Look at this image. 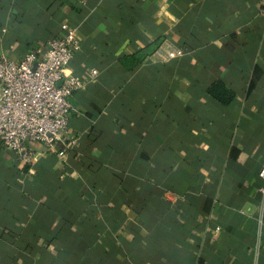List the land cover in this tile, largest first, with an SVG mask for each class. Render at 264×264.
<instances>
[{
	"label": "crops",
	"instance_id": "0c3cea01",
	"mask_svg": "<svg viewBox=\"0 0 264 264\" xmlns=\"http://www.w3.org/2000/svg\"><path fill=\"white\" fill-rule=\"evenodd\" d=\"M67 28L78 144L0 138V264H264V0H0L16 61Z\"/></svg>",
	"mask_w": 264,
	"mask_h": 264
},
{
	"label": "built area",
	"instance_id": "2783aa9c",
	"mask_svg": "<svg viewBox=\"0 0 264 264\" xmlns=\"http://www.w3.org/2000/svg\"><path fill=\"white\" fill-rule=\"evenodd\" d=\"M81 49L77 28H67L44 48H31L19 61L0 53V138L20 162H38L36 143L49 149L61 143L60 156L78 144V138L67 139L65 134L72 110L69 96L84 85L78 76L68 73V66ZM162 54L164 59H172L183 51L174 48ZM96 74L93 69L92 76ZM257 177L264 194V166Z\"/></svg>",
	"mask_w": 264,
	"mask_h": 264
},
{
	"label": "trees",
	"instance_id": "16d2710c",
	"mask_svg": "<svg viewBox=\"0 0 264 264\" xmlns=\"http://www.w3.org/2000/svg\"><path fill=\"white\" fill-rule=\"evenodd\" d=\"M217 88V86L216 87H214V89H212L213 90V92H215V89Z\"/></svg>",
	"mask_w": 264,
	"mask_h": 264
}]
</instances>
